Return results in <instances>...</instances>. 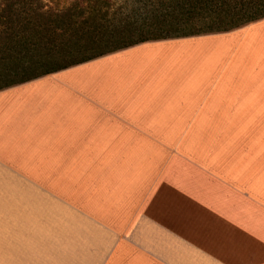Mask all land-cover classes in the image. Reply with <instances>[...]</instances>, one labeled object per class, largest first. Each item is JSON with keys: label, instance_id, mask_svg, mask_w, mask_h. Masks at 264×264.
I'll return each mask as SVG.
<instances>
[{"label": "crops", "instance_id": "crops-1", "mask_svg": "<svg viewBox=\"0 0 264 264\" xmlns=\"http://www.w3.org/2000/svg\"><path fill=\"white\" fill-rule=\"evenodd\" d=\"M0 264H264V21L0 87Z\"/></svg>", "mask_w": 264, "mask_h": 264}, {"label": "trees", "instance_id": "trees-1", "mask_svg": "<svg viewBox=\"0 0 264 264\" xmlns=\"http://www.w3.org/2000/svg\"><path fill=\"white\" fill-rule=\"evenodd\" d=\"M172 1L179 9L149 12L134 22L119 17L117 25L100 22L109 12L107 1L87 0L85 7L71 6L62 13H48L41 7L31 13L22 6L18 12L21 26L14 31H0V75L50 68L18 80L25 81L140 42L227 32L264 19V0ZM64 60L72 61L62 64Z\"/></svg>", "mask_w": 264, "mask_h": 264}, {"label": "rangeland", "instance_id": "rangeland-1", "mask_svg": "<svg viewBox=\"0 0 264 264\" xmlns=\"http://www.w3.org/2000/svg\"><path fill=\"white\" fill-rule=\"evenodd\" d=\"M104 1H107V7L109 12L107 13L105 19L102 18L100 19V22L101 23L110 22V24L113 25L118 24L119 17L124 18L129 22H134L137 18L149 14V12L156 13L159 11L162 12V11H172L173 9L174 10L179 9V8H174V6L172 5L174 1L172 0H102L103 4H105ZM86 5H87V0H0V14L4 16L3 18L2 17L0 18V21H3L2 23H4V24H0V31L2 30L14 31L15 29L21 26V24L18 23L19 21L18 12H20V9H23L21 8L22 6L27 7L31 13H33L32 11H34L38 7H41L40 10L47 11L48 13L50 12L62 13L64 11H67L71 6L85 7ZM105 9L106 7L104 8V10ZM9 15L13 17L10 18ZM261 21L263 23L264 19L263 20L261 19L256 22H261ZM249 25L250 24H246L239 28L241 29L243 27L245 29ZM146 36L153 38L157 35L146 34ZM70 61L72 60H64L61 63L66 64L67 62ZM48 69L50 68L43 67L33 72L28 71L26 73L23 74L21 73L18 75H9V76L0 75V87L7 84H11L23 78H28L30 76L40 74Z\"/></svg>", "mask_w": 264, "mask_h": 264}]
</instances>
